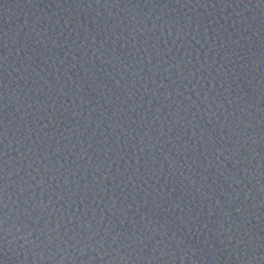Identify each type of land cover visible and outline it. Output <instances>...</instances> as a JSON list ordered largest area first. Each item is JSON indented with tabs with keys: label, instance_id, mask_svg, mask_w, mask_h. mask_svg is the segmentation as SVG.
I'll return each instance as SVG.
<instances>
[{
	"label": "water",
	"instance_id": "obj_1",
	"mask_svg": "<svg viewBox=\"0 0 264 264\" xmlns=\"http://www.w3.org/2000/svg\"><path fill=\"white\" fill-rule=\"evenodd\" d=\"M0 64L164 264H264V0H0Z\"/></svg>",
	"mask_w": 264,
	"mask_h": 264
}]
</instances>
